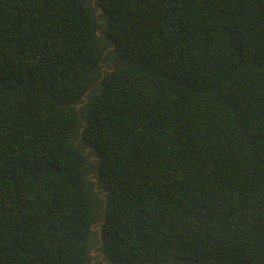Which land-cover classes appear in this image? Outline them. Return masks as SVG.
Instances as JSON below:
<instances>
[{
	"label": "trees",
	"instance_id": "16d2710c",
	"mask_svg": "<svg viewBox=\"0 0 264 264\" xmlns=\"http://www.w3.org/2000/svg\"><path fill=\"white\" fill-rule=\"evenodd\" d=\"M93 252L264 264V0H0V264Z\"/></svg>",
	"mask_w": 264,
	"mask_h": 264
},
{
	"label": "rangeland",
	"instance_id": "374dc122",
	"mask_svg": "<svg viewBox=\"0 0 264 264\" xmlns=\"http://www.w3.org/2000/svg\"><path fill=\"white\" fill-rule=\"evenodd\" d=\"M94 264H108L106 261H104V258L101 257V253L95 252L94 254Z\"/></svg>",
	"mask_w": 264,
	"mask_h": 264
},
{
	"label": "water",
	"instance_id": "95a60500",
	"mask_svg": "<svg viewBox=\"0 0 264 264\" xmlns=\"http://www.w3.org/2000/svg\"><path fill=\"white\" fill-rule=\"evenodd\" d=\"M100 12H101V10H100ZM93 229L95 230V228H93ZM97 229L99 230V236H101V233H102L101 226H98ZM102 242H103V241H102V239H101V240H100V243L102 244ZM94 254H95V252L92 253L93 256H94ZM102 256H103V254H102Z\"/></svg>",
	"mask_w": 264,
	"mask_h": 264
}]
</instances>
